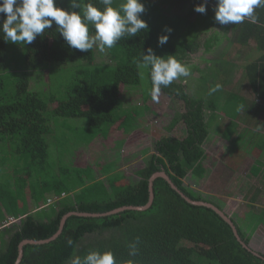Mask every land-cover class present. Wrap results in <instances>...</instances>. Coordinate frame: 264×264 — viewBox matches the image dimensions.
<instances>
[{"label":"trees","instance_id":"16d2710c","mask_svg":"<svg viewBox=\"0 0 264 264\" xmlns=\"http://www.w3.org/2000/svg\"><path fill=\"white\" fill-rule=\"evenodd\" d=\"M91 2L103 8L100 0ZM123 2L113 0V6ZM142 2L146 8L142 19L148 29L136 37L123 38L108 53L96 47L88 52L70 48L55 24L29 45L12 44L0 37V207L18 220L0 231V264H67L74 254L84 256L91 250L113 251L118 264L130 259L134 264H264L262 253L257 255L243 244L250 246L252 237L264 230V209L250 211L239 221L231 218L239 240L231 225L213 209L187 202L159 177L153 183L155 198L149 209L122 211L149 204L151 179L157 173L167 174L191 200L223 211L221 201L193 190L185 180L190 177L201 182L209 175L202 165L203 145L214 121L221 113L236 116L243 108L245 99L240 94L225 97L226 86L231 88L236 81L248 79L252 94L260 100L259 106L252 107L253 113L258 117L264 108V8L256 10L257 23L245 20L227 27L214 22L209 13L192 22L195 11L171 14L177 0ZM59 4L67 8L68 0H59ZM204 23L209 24L207 37L200 33ZM166 28L173 31L160 47L158 37L168 35ZM220 31L225 50L234 44L246 50L251 48L250 41L256 43V56L253 54V62L244 68L245 74H223L224 79L213 74L212 67L202 69L196 64L200 51L215 54L221 47V42L212 40H220ZM90 33H94L91 26ZM148 48L159 57L175 55L189 67L191 75L162 86L161 93L169 97L174 110L164 129L168 136L153 139L155 153L145 151L136 177H128L125 166L136 154L123 157L121 153L140 125L131 115L134 105L123 89L141 86V73L146 71L149 86L145 102L150 99V68L140 66ZM212 61L218 60L207 63ZM196 75L206 89L205 97L192 96L180 81ZM216 85H220L219 90L210 93ZM138 110L140 115L145 113L143 106ZM181 122L187 129L185 139L173 136ZM221 129L218 131L224 134ZM67 132L77 133V137L67 140ZM98 138L106 144L102 157L107 162L99 159L94 167L78 165L88 140ZM258 148L264 149L262 141ZM111 154L114 159L109 160ZM259 166L262 177L256 178L264 182V163ZM245 176L240 179L242 187L244 182L255 180L252 175L249 181ZM253 190L263 191L264 184ZM85 214L101 216H82ZM54 237L46 244H27L21 253L27 240L40 242ZM137 237L139 252L131 257L129 245Z\"/></svg>","mask_w":264,"mask_h":264},{"label":"clouds","instance_id":"9594fccd","mask_svg":"<svg viewBox=\"0 0 264 264\" xmlns=\"http://www.w3.org/2000/svg\"><path fill=\"white\" fill-rule=\"evenodd\" d=\"M103 8L95 6L91 0H68V7L63 8L59 0H0V33L6 42L12 44H32L38 36H43L45 30L56 25V30L67 45L82 52H88L94 47L100 52L111 50L125 37H136L139 32L148 29V23L142 19L146 8L142 0H125L118 6H113V0H100ZM209 0H203L194 6L198 14L206 15ZM264 8V0H215L213 11L215 22L219 25H237L248 20L258 22L256 10ZM90 26L94 33H90ZM215 29V28H213ZM168 35L158 37V46L165 45L171 28H166ZM140 66L150 68L152 83L151 98L159 102L161 88L170 86L181 77H189L190 69L175 55L159 57L152 48L142 55ZM220 85L210 90L218 91ZM139 238L129 245V256L138 255ZM69 240V246L72 245ZM67 264H118L115 253L111 250H91L86 255L74 254ZM124 264H134L127 260Z\"/></svg>","mask_w":264,"mask_h":264},{"label":"rangeland","instance_id":"374dc122","mask_svg":"<svg viewBox=\"0 0 264 264\" xmlns=\"http://www.w3.org/2000/svg\"><path fill=\"white\" fill-rule=\"evenodd\" d=\"M175 12L173 11V13L171 14L182 15L177 12L176 14ZM207 26L209 27V24H207ZM206 29H207L206 27L201 28L200 33L201 35L204 33L202 35L203 37L205 36L207 37ZM210 30L211 29L209 28L208 32ZM218 38L220 40L216 41V38L212 39L213 41L221 42L220 44H222L221 47H218L217 51L215 50V54H209V55L203 56L204 52L200 51L197 56L198 58H196V63H198L202 69H204L207 65L209 67L211 65L212 67L211 71L213 74H218L220 75L219 77L226 79L227 77L224 76L223 74H227V75L229 74L230 76L232 73L237 74V71L235 72L234 71L235 68L233 66L228 65L225 62L226 60L222 59L225 55V48H224L225 45H224L223 38H222V32L220 33V36H218ZM209 46H212V45H208L207 47ZM107 51L108 50H106L105 52L108 53ZM229 55H231L230 57L231 62H235L234 60L238 58L237 52L234 50H230ZM207 58L208 59L216 58L218 61H212V63H209L210 64L209 65L207 63V60H208ZM219 59L224 60V62H221ZM101 60L102 59H99V62ZM141 76H142V85L140 84L141 86H129L123 89V92L125 91L124 94L127 96L126 98H128L129 101L133 102V105H134L131 107V113H132L131 115L134 117L135 121L139 123L142 130L145 129L146 133H151L153 135L155 134L156 136L164 134L163 130L165 129V127L169 125V123L174 117V110L171 107L170 99L165 94L161 93L159 102H154L151 96H150V99H148V101L145 102V97L147 96V92H148L147 85L149 86L148 78H147L148 74L146 73V71H143L141 73ZM199 77L200 76L196 75V77L187 78L185 80H180L183 84L187 85L189 93L196 98L200 96L205 97V94H206V92L204 93V91H206L205 87L203 88L201 87L203 85L202 81L198 80ZM240 79L241 78H239V80ZM241 81L235 82V85H233V88H235V90H238V88L241 86ZM248 85H249V82H248ZM224 89L226 90L224 94L227 95L230 89L229 87H226ZM193 93H197V95H193ZM257 101L258 99L254 100V102H257ZM140 106H143V108L145 109V113L143 115H140V112L138 110ZM134 108H136V110H134ZM124 109L125 110L128 109L125 104H124ZM137 113L139 114L137 115ZM225 115L227 114L222 113L219 116V118L215 120L214 124L212 125L213 131H212L211 140L210 142L207 143L205 147L207 154L210 157V160L211 161L214 160L215 162L213 164L208 163L207 165H209V167H213L212 165L214 164L216 166H219L216 168L217 172L210 171V174L221 176L222 177L221 181L224 183H222L221 185V183L218 181L217 178L213 180L206 179L203 182L196 183L192 181L191 179H189L190 177L185 180V183L193 190L197 192H201L202 194L206 196H209V197L211 196L221 201V203H223L224 205L223 211L225 212V214L228 215L229 217H234V219H237V221H239L241 217L243 216L242 209L246 201H245V197H243L244 195L241 194V191L240 192L239 190L235 191L234 188H231L232 184L235 183V180H237L238 177L235 178L233 173L229 175L231 169L228 166L227 162H231L233 160V163L236 165L237 168L242 166L241 169L238 171V174H240V176L242 177H244L247 173H250L255 179L256 177L257 178H259L260 176L262 177L261 175L262 169L258 167H255V168L253 167L252 171H250V166L251 165L259 166L260 163H264V152L261 154V151H264V149L262 150L258 148L259 146V136L258 135L260 132L263 135V138L260 141L264 143V127H261V126L255 127L254 124L243 123L245 122L246 117L244 116L238 117V120L236 123L238 124L237 126L239 127L233 126L229 129H232L235 132L234 133L235 137L237 138L244 137V139L240 141L239 143H237L235 146L232 143L227 142L221 135L218 134V128L222 126L221 122L223 119H225L224 118ZM248 120L255 121L256 118H248ZM261 121H264V108L261 112ZM245 129L251 130V131H248L249 133L245 135V131H246ZM221 130L225 132L223 129ZM232 130H230L229 133H232ZM67 133L70 137V138L68 137L67 140L77 137V133H71V132H67ZM81 138L82 137L79 136L77 140L80 142ZM86 140L87 139L85 138L83 139L84 142H86ZM99 140L100 141L98 142L96 141V139L95 140L91 139L90 141L88 140L90 148L82 152L80 160L78 161V165L84 166V167H87L85 165H92L94 167L99 159H102L101 160L102 163L107 162L106 161L107 159H103L102 157L103 155L102 153H104L106 149V144L101 139ZM141 143H145L144 146H146V144H149L148 139L147 140L142 139L139 142L134 144L135 145L134 147H136V150L144 148L142 146H139V144ZM89 145H86L84 149H86ZM133 151H134L133 148H131L130 150L128 146V142H127L126 146L123 149V153L121 154L123 157H127L131 153L134 155ZM113 155L111 154L109 156V160L114 159ZM130 160L131 159H129L128 166L126 167V170L124 173L128 177H136V172L138 169L142 167V165H137L135 164L134 161L130 162ZM247 185H248V182H244L242 191L247 192L248 190V187H246ZM17 221L18 220L11 218L9 219V221L5 223V225L0 223L1 230L5 229L6 227L11 226L13 223ZM245 223H249V220L248 222H245ZM260 244L261 242L258 241L257 246H259Z\"/></svg>","mask_w":264,"mask_h":264},{"label":"crops","instance_id":"0c3cea01","mask_svg":"<svg viewBox=\"0 0 264 264\" xmlns=\"http://www.w3.org/2000/svg\"><path fill=\"white\" fill-rule=\"evenodd\" d=\"M180 2V3H179ZM203 2V0H201L200 1V3H202ZM199 3V0H177V4L175 5V7H174V9L173 10H175V11H179V12H181V13H187V12H189V11H193L194 12V6L195 5H197ZM214 5H215V2L214 1H212V0H210L209 1V3H208V11H207V13H209V14H211V18L213 19V21L215 22V19H214V15H215V13H214V11H213V7H214ZM185 6H188V8H185ZM195 14H192V17H191V22L194 20H196L197 19V17L199 16V15H202V14H196V12H194ZM210 18V17H209ZM230 25V24H229ZM229 25H227V27H229ZM201 28L202 27H206V28H208V26H207V24H203L202 26H200ZM223 29V28H222ZM204 34V33H203ZM202 34V35H203ZM238 44H234V45H232L231 47H229V45H228V47H227V50H225V55H224V57L222 58V59H224V60H226L227 62H229L230 63V66H233L234 68H235V72L237 71V76L240 74H242L243 75V73L245 74V67L248 65V64H250V63H252L253 62V60H254V55L256 56V51H255V48H256V43L254 42V41H250L249 42V46L251 47L250 49H246V50H243V49H241V48H239V46H237ZM230 50H234V51H236L237 52V55H238V58H236L234 61L235 62H231L230 61V57H231V55H229V51ZM254 54V55H253ZM205 54H203V56H204ZM206 56V55H205ZM208 59V58H207ZM216 59V58H215ZM208 60H211V59H208ZM212 60H214V59H212ZM196 62V61H195ZM196 64H198V63H196ZM210 65V64H209ZM210 67H211V65H210ZM243 72V73H242ZM232 76L233 75H236V73H232L231 74ZM230 75V76H231ZM228 76H229V74H228ZM231 76V77H232ZM240 78V77H239ZM248 79H244L243 80V83H241V86L238 88V90H235V88H233V87H231V88H229L230 90H229V93L227 94V95H229V94H234V95H237V94H240L244 99H245V101H244V104L241 106V111L235 116V114L234 115H231V116H229V115H225L224 116V118L225 119H223L222 120V126H220L225 132H224V134H222V132L221 131H218V134L219 135H221L227 142H230V143H232L233 145H235L236 146V144L237 143H239L240 141H242L243 139H244V137H242V138H237V137H235V135H234V131L232 130V129H229V128H231V127H236L238 124L236 123L237 122V120H238V117H240V116H244V117H246V119H245V122H243V123H248V124H254L255 125V127L256 126H261V127H264V121H261V112H260V114H259V116L258 117H256L255 116V114L253 113V111H252V107L253 108H256L257 106H259L260 105V100L258 99V101L257 102H254V100L256 99V97L252 94V90H251V88L249 87V85H248ZM227 87V86H226ZM226 90L224 89V92H225ZM227 95H225V97H227ZM257 100V99H256ZM171 101V100H170ZM250 108V109H249ZM184 112V111H183ZM222 114V113H221ZM220 114V115H221ZM219 115V116H220ZM219 116H218V118H219ZM248 118H256V120L255 121H250V120H248ZM172 121V120H171ZM215 122V121H214ZM219 127V128H220ZM237 127H239V126H237ZM218 128V129H219ZM246 128V127H245ZM230 130H232V133H229V131ZM246 130V129H245ZM262 130V129H261ZM164 131V130H163ZM248 131H251V130H246L245 131V135L246 134H248L249 132ZM136 134H137V136H136ZM225 134L227 135V136H225ZM260 134V136H259V142H260V140H262V138H263V135H262V133L260 132L259 133ZM165 135H167L168 136V134H161V135H158V136H156L155 134L153 135V134H151V133H146V131H145V129L144 130H142V128H141V126H140V128L139 129H137L135 132H133L132 134H130V136L128 137V139H127V142H128V146H129V148H130V150H131V148H133V153L134 154H136V158L135 159H131L130 160V162H135V164H137V165H140L141 163H142V159L145 157V151H147L148 153H155V150L153 149V139H156V138H161L162 136H165ZM173 136H175V137H178V138H180V139H185V137L187 136L188 137V135H187V129H186V126L184 125V122H181L177 127H176V129H175V131H174V134H173ZM211 136H212V131H211V134H210V136H208V142H210V140H211ZM142 139H148V142H149V144H146V146H144V144L145 143H141V144H139V146H142V147H144L143 149H137L136 150V147H134L135 145V143H137V142H139L140 140H142ZM96 141L98 142L99 141V138L98 139H96ZM96 142V143H97ZM207 142V143H208ZM207 143H205L204 145H203V149H204V151H205V158H204V160L202 161V165H203V167H204V169L205 170H207L208 171V176H206V178H204V180H213V179H218V181L221 183V185H222V183H224V182H222L221 181V179H222V177L221 176H217V175H211L210 174V171H212V172H217V167H219V166H216L215 164L214 165H212L213 167H209V165H207L208 163H210V164H213V163H215L214 162V160H210V157H209V155L207 154V151H206V145H207ZM127 144V143H126ZM126 146V145H125ZM90 148V145H89V147L88 148H86V149H84L83 151H85V150H88ZM264 151H261V154L263 153ZM132 154V153H131ZM227 164H228V166L230 167V169H231V171H230V174L229 175H231L232 173H233V175L235 176V178L236 177H238L237 178V180H235V183H233L232 184V186H231V188H234L235 189V191H238L239 190V192L241 191V194H243L244 196L243 197H245V205L243 206V216L241 217V219L240 220H242L244 217H245V215H247L250 211H253V212H256L257 210H260V209H264V190L263 191H260V192H252V191H254L253 190V188H257V187H262L263 186V184H264V182L263 181H261V180H256L255 179V181H249V176L251 175L250 173H247L246 174V176H245V178L249 181V183H251L252 185H253V187H252V185L251 184H249L248 183V187H250V190L249 191H247V192H244V191H242L241 190V188L240 187H242V185H241V181H240V179H242L243 177L242 176H240V174H238V171L241 169V167L242 166H240V167H236V165L233 163V160L231 161V162H227ZM128 165H126L125 167H127ZM244 166V165H243ZM252 166V167H251ZM250 166V171H252V168L254 167H258V166H256V165H251ZM258 168H260L261 169V166H259ZM211 172V173H212ZM192 180V179H191ZM203 180V181H204ZM192 181H194V182H196V183H199L198 181H195V180H192ZM203 181H201V182H203ZM32 200L29 198V202H31ZM43 205V204H42ZM41 205V206H42ZM44 206V205H43ZM241 211V210H240ZM12 217L11 216H9L8 214H7V212L4 210V208L3 207H0V219H4V221L2 222V224H4L5 225V223L7 222V221H9V219H11ZM231 218H234V217H231ZM237 220V219H236ZM10 227V226H9ZM263 229V228H262ZM259 230L253 237H252V240H251V243H250V246H251V248L254 250V251H256V252H258V253H262L263 255H264V230ZM4 230V229H3ZM3 230H1V225H0V231H3ZM261 242V244L259 245V246H257V242Z\"/></svg>","mask_w":264,"mask_h":264},{"label":"water","instance_id":"95a60500","mask_svg":"<svg viewBox=\"0 0 264 264\" xmlns=\"http://www.w3.org/2000/svg\"><path fill=\"white\" fill-rule=\"evenodd\" d=\"M159 177H162L164 179H166L170 185L172 186V188L174 190H176L178 193H180L186 200L187 202L191 203V204H194V205H201V206H206V207H209L211 209H213L217 214H219L227 223H229L231 225V227L233 228L236 236L239 238V240H241L240 236H239V233H238V230L234 224V222L232 221L231 217H229L228 215L225 214L224 211L220 210L219 208H217L216 206L212 205V204H209V203H203V202H199V201H193L191 200L190 198H188L185 194H183V192H181L179 190V188H177V186L172 182V180L169 178V176L165 173H157L155 174L152 179H151V186H150V193H151V197H150V202L148 205H146L145 207H127L125 209H122V211H125V210H137V211H145L147 209H149L151 207V205L153 204V201H154V198H155V195H154V190H153V183L154 181L159 178ZM120 210L118 211H115L113 213H118ZM71 216V215H69ZM67 216L64 221H63V225L65 224L67 218L69 217ZM82 216H88V217H98V216H101V215H98V214H92V215H82ZM56 237L50 239V240H46V241H40V242H35V241H30V240H27L25 241L22 245H21V253H23V248L25 245L27 244H46V243H49L51 241H53ZM244 246L246 248H248L249 250H251L252 252H254L255 254H257V252H255L251 246H247L244 242H243ZM258 255V254H257ZM21 256H23V254H21Z\"/></svg>","mask_w":264,"mask_h":264}]
</instances>
